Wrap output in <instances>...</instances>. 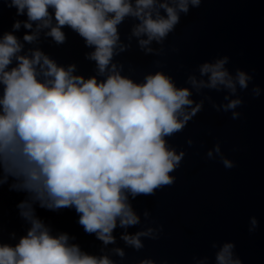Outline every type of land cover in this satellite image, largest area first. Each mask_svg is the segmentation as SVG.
<instances>
[{
    "label": "clouds",
    "instance_id": "1",
    "mask_svg": "<svg viewBox=\"0 0 264 264\" xmlns=\"http://www.w3.org/2000/svg\"><path fill=\"white\" fill-rule=\"evenodd\" d=\"M202 0H0L15 8L24 21H14L36 31L23 37L32 43L38 33L57 44L66 41L63 28L76 32L85 46L94 50L86 58L96 63L99 76L74 75L75 64L59 66L39 49L31 56L19 55L23 45L12 32L0 38V188L8 183L10 191H23L28 198L19 202L20 216L29 222L26 235L18 243H0V264H116L108 255H91L70 243L67 233L53 235L35 214L34 204L48 210L74 208L78 224L85 233L95 235L105 246L115 244L113 231L140 224L129 197L154 196L156 191L175 183L171 175L186 155L168 143L169 137L182 132L199 112L205 100L217 112H231L233 120L241 115L243 104L238 90L249 88L253 76L237 68L230 72L227 55L198 65L187 76L188 86H177L163 70L148 73L142 82L123 74V65L113 63L116 55L130 45L119 43L118 25L126 17L138 23L132 36L145 54L154 50L155 41L163 44L180 23L181 14L198 8ZM52 9V12L49 11ZM163 13V14H162ZM53 19L55 24H53ZM118 49V51H117ZM156 54H159L158 52ZM15 60L16 66L9 67ZM224 91L225 103L211 96L198 102L193 93L203 90ZM259 97L261 88L252 87ZM235 97V98H232ZM189 139L187 144L191 146ZM208 159H220L225 168L234 162L224 156L217 143L206 153ZM145 219L150 213L144 212ZM258 227L250 217L249 232ZM162 226L127 232L121 239L128 247L144 248L142 238L159 239ZM15 238V233L12 234ZM215 264H243L235 253L234 242L212 244ZM121 260L125 252L114 248ZM139 264H156L151 258ZM162 264H168L163 261ZM208 264V257L196 261Z\"/></svg>",
    "mask_w": 264,
    "mask_h": 264
},
{
    "label": "water",
    "instance_id": "2",
    "mask_svg": "<svg viewBox=\"0 0 264 264\" xmlns=\"http://www.w3.org/2000/svg\"><path fill=\"white\" fill-rule=\"evenodd\" d=\"M26 19V15L17 16L14 7L0 4V38L12 32L23 45L19 55L31 56V51L39 49L59 66L75 64L74 75L103 79L96 63L86 58L94 49L86 47L76 32L63 28L66 41L57 44L45 35L48 29H43L35 41L28 43L23 37L36 31L35 24L31 30L12 28L14 21ZM137 23L135 18L126 17L118 25L119 43L130 45L113 58L118 67L123 65L124 75L142 82L146 74L163 70L177 86H188L185 81L189 74L196 73L200 78L199 64L227 55L230 72L240 68L253 76L247 90H238L243 100L236 109L240 117L233 120L231 112H217L205 100L203 110L185 129L167 138L178 152L186 153L181 166L171 173L175 183L157 190L154 196L129 197L140 224L124 229L118 222L112 233L115 244L105 246L95 235L85 233L74 208L48 210L34 204L36 216L53 235L67 233L69 242L78 244L82 251L96 256L106 254L116 264H139L145 258L156 264H196L204 257H208V264H215L218 249L212 244L225 242H234L235 253L243 264H264V0H202L198 8L190 6L187 15L181 14L180 23L163 44L153 41L149 47L154 52L147 55L138 46V39L146 37L132 36ZM14 66L15 60L9 67ZM254 85L261 88L259 97L252 95ZM226 94L205 89L201 95L194 92L192 98L198 102L211 96L221 104L226 102ZM189 139L193 141L191 146L187 144ZM217 143L224 156L234 162L233 168H225L218 157L207 158V151ZM12 183L9 178L0 188V243L15 245L30 224L17 208L28 196L23 191H10ZM146 210L150 213L148 219L143 215ZM252 216L257 218L258 227L250 233ZM160 226L159 239L142 238L144 248L139 251L121 239L125 232L135 234L149 227L159 230ZM117 247L126 254L123 260L112 251Z\"/></svg>",
    "mask_w": 264,
    "mask_h": 264
}]
</instances>
